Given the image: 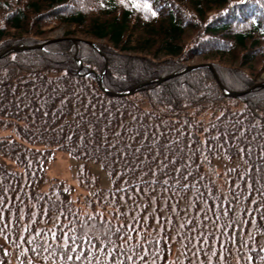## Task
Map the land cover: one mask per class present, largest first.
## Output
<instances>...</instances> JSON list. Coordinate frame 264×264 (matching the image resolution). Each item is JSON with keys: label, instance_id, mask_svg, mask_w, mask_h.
Masks as SVG:
<instances>
[{"label": "trees", "instance_id": "obj_1", "mask_svg": "<svg viewBox=\"0 0 264 264\" xmlns=\"http://www.w3.org/2000/svg\"><path fill=\"white\" fill-rule=\"evenodd\" d=\"M191 62L264 83V0H0V264H264V86Z\"/></svg>", "mask_w": 264, "mask_h": 264}, {"label": "rangeland", "instance_id": "obj_2", "mask_svg": "<svg viewBox=\"0 0 264 264\" xmlns=\"http://www.w3.org/2000/svg\"><path fill=\"white\" fill-rule=\"evenodd\" d=\"M62 34L61 30H57L49 35L50 38L58 37ZM198 63V62H197ZM192 64V62L190 63ZM260 79L264 78V73L261 74ZM258 83H263L259 81ZM8 129L0 128V134H5ZM84 161H78L66 156L63 152H56L55 156L50 160L46 168V176H56L59 179L63 180L67 184L76 185L77 181L74 176L77 175L84 167ZM88 167L91 171L97 173L100 176V181L106 187L109 185L106 174L101 171L100 166L94 162H88Z\"/></svg>", "mask_w": 264, "mask_h": 264}, {"label": "water", "instance_id": "obj_3", "mask_svg": "<svg viewBox=\"0 0 264 264\" xmlns=\"http://www.w3.org/2000/svg\"><path fill=\"white\" fill-rule=\"evenodd\" d=\"M56 39L57 38L55 37L53 39L47 40L46 42L48 43V42L54 41ZM40 46H42V45H39V47ZM24 48H27V46L19 45V46H12L11 47L12 50L24 49ZM200 67H208L209 69H211L213 75L215 76V78H216V80H217V82L219 84V87L221 88V90L223 91L225 96H232V97L239 96V95H242V94L252 90L254 87L264 86V83H256V84L252 85L251 87H249L248 89L243 90V91H227V90H225V88L222 85V83L219 81V79H218V77H217V75L215 73V70L213 69L212 65L210 63H205V62L188 64V65H186L184 67V69L181 72L190 71V70H193L195 68H200ZM173 75H175V73H171V74H169L167 76H164V77L150 79V80L144 81L142 83H139V84L129 88L128 90L121 91V92H114V91L106 89L101 83V77L100 76L97 78L96 82H97V85H98L99 89L103 93H105L107 95H110V96H122V95H129V94L134 93L140 86H143L145 84L152 83V82H162L163 80H166V79H168L169 77H171Z\"/></svg>", "mask_w": 264, "mask_h": 264}, {"label": "snow or ice", "instance_id": "obj_4", "mask_svg": "<svg viewBox=\"0 0 264 264\" xmlns=\"http://www.w3.org/2000/svg\"><path fill=\"white\" fill-rule=\"evenodd\" d=\"M122 2H123V0H122ZM144 7H145V8H147V7H148V5H147V4H145V5H144ZM152 14H153V15H155V12H153Z\"/></svg>", "mask_w": 264, "mask_h": 264}]
</instances>
